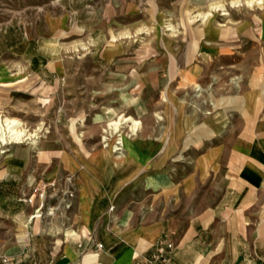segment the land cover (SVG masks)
<instances>
[{
	"label": "crops",
	"instance_id": "0c3cea01",
	"mask_svg": "<svg viewBox=\"0 0 264 264\" xmlns=\"http://www.w3.org/2000/svg\"><path fill=\"white\" fill-rule=\"evenodd\" d=\"M45 3L30 37L15 38L7 49L29 72L54 82L73 60L42 52L54 44L44 36L73 27L94 33L102 23L87 0ZM215 33L191 43L196 56L189 58H118L117 45L91 43L116 83L111 95L144 99L143 121L137 127L126 124L131 132L122 138L121 155L52 153L28 173L29 156L8 155L10 169L0 176V210L14 215L16 224L13 235H0V257L19 264H145L144 258L169 239L175 246L170 264H264L262 60L250 65L228 99L180 108L185 91L195 89L193 81L216 66L232 65V55L218 56L228 47L209 41ZM1 68L9 69L2 60ZM87 162H94L93 168L82 164ZM37 181L53 186L51 207L60 212L45 225L33 214L24 217Z\"/></svg>",
	"mask_w": 264,
	"mask_h": 264
},
{
	"label": "rangeland",
	"instance_id": "374dc122",
	"mask_svg": "<svg viewBox=\"0 0 264 264\" xmlns=\"http://www.w3.org/2000/svg\"><path fill=\"white\" fill-rule=\"evenodd\" d=\"M45 2L0 0V60L19 73L15 76L9 74V69H0V115L18 121L17 127L25 132L39 135L35 145L28 140L10 145L0 142V176L10 169L8 155L17 152L30 158L26 173L36 170L52 153L73 150L106 154L110 150L122 154V138L131 132L126 124L132 122L122 117L131 116L141 123L143 119L139 115L144 99L111 95L116 83L110 81L104 57L98 50L92 51L94 40L117 45L114 56L118 58H189L196 56L191 43L206 40L207 33L215 31L209 41L228 47L218 56L232 55L234 60L232 65L214 67V71L204 74L197 83L193 81L195 89L185 91L180 105L186 110L211 99L218 102L224 97L228 99L238 91L243 75L256 59L262 60L260 68L264 71V0H87L89 9H93L92 16L102 23L96 32L73 27L44 36V42L54 44H49L53 49L42 52L61 60H73L65 76L61 73L50 82L29 72L20 57L12 53L14 50L7 49L15 38L30 37ZM207 11L209 16H203ZM21 79L24 80L17 82ZM140 90L139 83H135L134 93L139 95ZM132 108L135 116L131 115ZM150 108L153 110V103ZM113 120L121 121L117 129L109 126ZM4 127L0 123V132H4ZM114 146L120 149L115 150ZM82 164L89 169L95 163ZM102 164L110 166L109 162ZM116 164L124 167L122 163ZM37 182L31 185L33 192L38 187L32 199L28 200L31 194L24 197V202L28 200L24 217L33 214L45 225L46 219L59 217L60 212L51 207L53 186L46 181ZM15 224L14 215L0 210V235H13Z\"/></svg>",
	"mask_w": 264,
	"mask_h": 264
},
{
	"label": "bare ground",
	"instance_id": "6f19581e",
	"mask_svg": "<svg viewBox=\"0 0 264 264\" xmlns=\"http://www.w3.org/2000/svg\"><path fill=\"white\" fill-rule=\"evenodd\" d=\"M210 12L207 11L203 14V16L207 17L209 16ZM122 120L124 121H132V123L134 125H138V120H135L133 117L131 116H124L122 117ZM120 120H113L109 123V126L113 127V129H117L119 127L120 124ZM0 123L5 126L3 131L4 132H0V142L4 145H10L12 143H23L25 141H31L32 144H36L37 140H38V133H32V132H25V130L17 127V124H19L18 121H15L14 119H10L8 117H5L4 119L2 118V116L0 115ZM2 131V130H1ZM121 143L118 142V144ZM115 147V148H114ZM113 148L115 150H118L120 148L114 146ZM113 149V150H114ZM6 151V150H3Z\"/></svg>",
	"mask_w": 264,
	"mask_h": 264
},
{
	"label": "built area",
	"instance_id": "2783aa9c",
	"mask_svg": "<svg viewBox=\"0 0 264 264\" xmlns=\"http://www.w3.org/2000/svg\"><path fill=\"white\" fill-rule=\"evenodd\" d=\"M40 208V207H39ZM101 248L102 244H97ZM175 249L173 242L169 239H164L159 243L155 250L144 258L145 264H170L171 255ZM0 264H19L9 258L0 257Z\"/></svg>",
	"mask_w": 264,
	"mask_h": 264
}]
</instances>
